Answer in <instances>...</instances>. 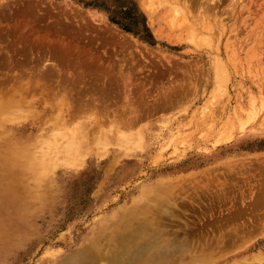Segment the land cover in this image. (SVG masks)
Masks as SVG:
<instances>
[{"label":"rangeland","instance_id":"1","mask_svg":"<svg viewBox=\"0 0 264 264\" xmlns=\"http://www.w3.org/2000/svg\"><path fill=\"white\" fill-rule=\"evenodd\" d=\"M126 237L264 264V0H0V264Z\"/></svg>","mask_w":264,"mask_h":264},{"label":"bare ground","instance_id":"2","mask_svg":"<svg viewBox=\"0 0 264 264\" xmlns=\"http://www.w3.org/2000/svg\"><path fill=\"white\" fill-rule=\"evenodd\" d=\"M161 1V0H160ZM163 2H164V0H162ZM151 4V3H150ZM186 21H187V19H186ZM183 22H185V20L183 21ZM196 26V25H195ZM208 28V27H207ZM198 30V29H197ZM196 37V36H195ZM204 40H206V39H204ZM225 74V73H224ZM222 75V74H221ZM45 78V77H44ZM224 82V81H223ZM227 92V91H226ZM82 126V125H81ZM81 128V127H80ZM72 130V129H71ZM75 134H77V132H75ZM66 135H67V133H66ZM69 135V134H68ZM79 135V134H78ZM77 135V136H78ZM56 136V135H55ZM50 140V139H49ZM62 141V140H61ZM55 143V142H54ZM68 143L69 144H66L67 146V148L68 147H70L71 146V144H73L74 142L73 141H68ZM71 143V144H70ZM51 144H52V142H51ZM77 144V143H76ZM61 145V144H60ZM59 145V146H60ZM74 145V144H73ZM58 146V145H57ZM64 146V145H63ZM67 148H65V149H67ZM58 152L59 150L57 149V148H54V147H50V149H49V151L47 152V153H45L44 154V156H43V158L41 159V165L42 164H44V161H45V159H47V158H50V156H53V153L54 152ZM11 153V152H10ZM69 153V152H68ZM67 155V154H66ZM66 158V157H65ZM56 161V160H55ZM26 172V171H25ZM204 192V191H203ZM212 192V191H211ZM42 198V197H41ZM155 200V199H154ZM145 207H147V206H145ZM154 207V206H153ZM157 208V207H156ZM158 210V209H157ZM156 210V211H157ZM155 211V212H156ZM168 212V211H167ZM164 213V212H163ZM157 215H159V214H157ZM240 215V214H239ZM130 216V215H129ZM135 217H136V215H135ZM153 217H154V215H153ZM157 217V216H156ZM161 217V216H160ZM137 219V218H136ZM142 221V220H141ZM159 221V220H158ZM163 221V220H162ZM166 221V220H165ZM134 224H136L137 225V223H134ZM134 224H132V225H134ZM146 226V228H147V225H144V227ZM126 227V226H125ZM130 227V226H129ZM143 227V228H144ZM148 228H149V226H148ZM126 229V228H125ZM147 230H149V229H147ZM130 231V230H129ZM132 231V230H131ZM136 231V230H135ZM138 231H139V229H138ZM143 231V230H142ZM146 231V230H145ZM148 233V232H147ZM144 234V233H143ZM149 234V233H148ZM148 234H146V235H148ZM125 235V234H124ZM140 235H141V232H140ZM145 235V234H144ZM143 235V236H144ZM156 235V234H155ZM138 236H139V234H138ZM138 236H136V237H138ZM142 236V237H143ZM152 236V235H151ZM125 237V236H124ZM135 237V238H136ZM141 237V236H140ZM150 237V236H149ZM148 237V238H149ZM118 238V237H117ZM122 238V237H121ZM120 238V239H121ZM132 238V237H131ZM144 238H146V237H144ZM140 239V238H139ZM138 239V240H139ZM118 241H119V239H117ZM134 240H136V239H134ZM143 240V239H142ZM145 240V239H144ZM126 242L127 243H124V244H126V247L124 248V251H121L120 253H122L121 254V256L119 257V258H114L115 260H117L118 262H119V264H140L141 263V260H142V258L143 257H147V254H148V250H150L151 248H154V247H157V252H156V254L153 256V259H157V255H165L166 253H167V251H165V250H168V247L166 248V246H164V244H163V242H162V240H160V239H158L157 238V240L155 241V242H153L151 245H150V249L149 248H143V249H141V250H139L138 248H134V247H128V246H134V244H135V242L133 241V239H128L127 237H126ZM137 242V241H136ZM123 243V242H122ZM112 244H113V242H112ZM123 244V245H124ZM146 244V243H145ZM121 245V244H120ZM122 245V246H123ZM160 245H162V246H164V247H162V246H160ZM177 248L178 247H180L179 249H177V251L178 250H184L185 249V246H184V243L183 242H180V243H175L174 244ZM114 247H116V246H114ZM138 247V246H137ZM140 247V246H139ZM112 248V247H111ZM87 249V248H86ZM113 249V248H112ZM114 249H118V248H114ZM101 250V249H100ZM163 250V251H162ZM171 250H172V248H171ZM115 252H116V250H114ZM112 252H113V250H112ZM169 254V253H168ZM97 256H98V254H97ZM166 256V255H165ZM68 259V258H67ZM69 260H72V261H74V263H76V264H98V257H96V256H94V255H92L90 252H88V251H82L79 255H77V256H75V257H72V258H70ZM116 262V261H115ZM117 262V263H118ZM170 262V261H169ZM73 263V264H74ZM174 263V262H173ZM108 264V263H107ZM116 264V263H115Z\"/></svg>","mask_w":264,"mask_h":264}]
</instances>
